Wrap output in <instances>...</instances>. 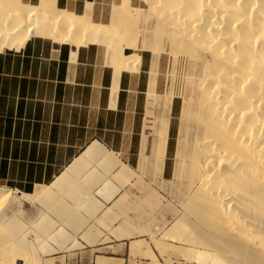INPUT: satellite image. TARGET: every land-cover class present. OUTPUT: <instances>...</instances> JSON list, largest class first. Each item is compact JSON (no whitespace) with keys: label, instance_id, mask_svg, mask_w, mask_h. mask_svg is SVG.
Wrapping results in <instances>:
<instances>
[{"label":"bare ground","instance_id":"bare-ground-1","mask_svg":"<svg viewBox=\"0 0 264 264\" xmlns=\"http://www.w3.org/2000/svg\"><path fill=\"white\" fill-rule=\"evenodd\" d=\"M144 2L147 10L134 7L131 0H121V9L113 12L110 23L99 24L91 19V0L83 14L59 7L58 0H38L36 4L0 0V53L19 50L32 38L70 44L74 49L106 45L113 50L118 80L123 71H138L142 56L137 51L148 50L153 56L150 97L156 95L161 54L169 52L173 63L186 61L187 98L177 155L181 185L158 196L159 203L162 200L170 206L166 210L173 216L156 221L161 238L155 241L163 246L165 238H172L180 245L202 246L211 253L202 250L200 257L199 252L195 255L212 264H264V0ZM143 13L153 16L154 26L149 31L153 41L144 37L138 43L136 26ZM124 48L132 52L125 54ZM166 97L169 103L171 96ZM171 108L166 107L160 120L155 163L161 179L165 176ZM115 155L93 142L49 185L36 186L32 193L0 186V264H33L32 260L37 264L31 258L25 232L19 230L21 224L15 216L8 217L1 206L15 210L24 202H39L80 228L83 222L72 209L94 212L107 203L113 208L128 196L103 176L107 166L120 169L118 173L130 168ZM94 195H100V200ZM159 208V212L163 210ZM43 214L36 226L50 239L62 238L57 241L65 244L69 235L61 232L62 228L50 234L55 223Z\"/></svg>","mask_w":264,"mask_h":264},{"label":"rangeland","instance_id":"rangeland-1","mask_svg":"<svg viewBox=\"0 0 264 264\" xmlns=\"http://www.w3.org/2000/svg\"><path fill=\"white\" fill-rule=\"evenodd\" d=\"M23 1L30 4L38 2V0ZM85 2L86 0H58L57 4L59 7L71 12L82 14L85 10ZM120 2L121 0H93L90 11L91 19L99 24H109L113 12L121 9ZM131 4L144 10L148 8V4L144 0H131ZM144 15H147V19ZM153 26L152 14H141L137 20L136 42L139 43L144 37L148 42H152V35L149 31L152 30ZM46 42L51 43L49 40H46ZM124 46V44H121L122 48ZM97 47L100 52V62L105 66L112 65L113 50L106 45H97ZM131 52L130 49L124 50L125 54ZM137 53L142 56L140 71H125L124 78V105L129 118L124 119L122 130L120 128L121 118L119 116L118 118L109 116L106 134L104 135L103 132L98 134L99 138L106 139L107 142H101V144L106 147L107 151L116 154L117 156H114L116 160L119 158L130 166V168L121 169L119 173L120 169L107 166L106 169L108 170L104 175L102 173L105 179L111 180L121 190L126 191L127 198H124L125 200L121 204L113 208L112 203H107L103 208L95 210V213L87 208L73 207L72 212L83 222V225L81 224L80 228L77 229L64 221L65 219L57 216L54 209L51 210V207H45L39 202H24L15 210L6 205L1 206L8 217L15 216L19 222L16 221L21 224L18 226L19 230L25 232V240L30 246H28L29 249L31 248V258H34L37 264H212L210 260L206 262L198 258L202 250L211 253L209 249H204L202 246L180 245L172 238H165L163 246L155 241L161 238L157 235L156 221L161 220L163 217L170 219L173 216L168 209L166 210L170 206L162 200L159 203L158 196L165 195V192L174 191L175 188L181 185L178 177L181 164L177 155L181 151L180 131L182 112L187 98L185 79L189 73V66L182 59L173 63L170 53L163 52L159 59L156 95L150 97L147 90L149 73L152 68L151 63L153 62L152 52L143 50L137 51ZM166 96H171L170 104ZM166 107H172V115L165 176L161 179L157 172L155 160L159 153L157 142L160 120ZM110 124H113V126H109ZM99 167L100 169L104 168L103 165ZM110 170L114 171L115 176ZM103 176L98 182L99 185L104 180ZM0 186L6 185L0 184ZM151 193H154V195ZM94 196L98 200L101 198L100 195ZM68 200L66 201L70 203ZM146 202L148 203L146 204ZM152 202H154V206ZM159 207L163 208L160 212ZM43 212L47 214V219L53 220V223H55L54 228H50V234H54L62 228L61 232L64 230L63 233L67 234L66 236L69 235L68 238L73 243L70 240L68 241L67 238V241H65L67 246H65L66 243L63 244L66 249L62 244L63 247L59 244L62 241L58 243L60 238L55 240L51 238V240L50 236L42 233V228L39 225L36 226L35 223L40 220V215ZM170 214L172 215L170 216ZM122 221L125 222L121 223ZM20 236L14 238L13 241L20 239ZM107 236L110 239L107 242L102 241ZM74 243H77L75 248L71 247ZM40 244L44 246L45 251ZM100 258L103 260L102 262H99ZM32 262L35 264L33 260Z\"/></svg>","mask_w":264,"mask_h":264},{"label":"crops","instance_id":"crops-1","mask_svg":"<svg viewBox=\"0 0 264 264\" xmlns=\"http://www.w3.org/2000/svg\"><path fill=\"white\" fill-rule=\"evenodd\" d=\"M100 61L97 45L41 38L0 53L1 185L26 193L49 185L93 142H107L98 134L109 116L123 130L126 72L117 80L114 65Z\"/></svg>","mask_w":264,"mask_h":264},{"label":"water","instance_id":"water-1","mask_svg":"<svg viewBox=\"0 0 264 264\" xmlns=\"http://www.w3.org/2000/svg\"><path fill=\"white\" fill-rule=\"evenodd\" d=\"M91 1H93V0H91Z\"/></svg>","mask_w":264,"mask_h":264},{"label":"trees","instance_id":"trees-1","mask_svg":"<svg viewBox=\"0 0 264 264\" xmlns=\"http://www.w3.org/2000/svg\"><path fill=\"white\" fill-rule=\"evenodd\" d=\"M30 193V192H29Z\"/></svg>","mask_w":264,"mask_h":264}]
</instances>
